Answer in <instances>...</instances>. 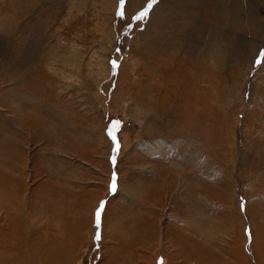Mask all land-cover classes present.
<instances>
[{
    "label": "rangeland",
    "instance_id": "374dc122",
    "mask_svg": "<svg viewBox=\"0 0 264 264\" xmlns=\"http://www.w3.org/2000/svg\"><path fill=\"white\" fill-rule=\"evenodd\" d=\"M169 2L150 29L191 30L196 122L149 91V0H0V264H264V0Z\"/></svg>",
    "mask_w": 264,
    "mask_h": 264
},
{
    "label": "bare ground",
    "instance_id": "6f19581e",
    "mask_svg": "<svg viewBox=\"0 0 264 264\" xmlns=\"http://www.w3.org/2000/svg\"><path fill=\"white\" fill-rule=\"evenodd\" d=\"M180 2H181V5H182L181 6V11L184 13V15L189 16L190 15V7H192V4H194L193 0H180ZM91 3H92V1H91ZM169 3L170 2L168 0V3L159 4L154 9L153 13L156 14V13L167 12V11L171 12V8L169 6ZM83 5H84V2H83ZM131 7L126 8V12H125L126 17L133 16L136 13V11H137V10H134L133 7H132L133 10H132ZM80 8H81V6H80ZM150 14H152V13H150ZM150 14H148L147 17H145V19L143 20L145 23L149 24V28H147L145 26H142L144 32L139 34L136 37V39H134V41L137 44V47L140 46V42H141V43H143L145 48H148V50L150 52V55H153V57H152L153 58V60H152L153 61V66L156 68V71H154L153 73L155 75L158 74V76H160V79H158V80L163 84L164 87L170 88L172 90L171 91L163 90V91L158 92L157 89H156V85H155L157 82L153 79V80L149 81L150 82L149 91L153 94V96L155 98L156 97L160 98L163 95H165V97H167V98H169L170 96L175 97L177 99V102H178V104L176 105V107H177L176 111H177V113H180V117L183 116L185 113L190 112V113H192V115L190 116V119L193 120V122L194 121L196 122L197 121V113H196V109H195V104L198 102V99H197L198 86L196 84H199L198 83L199 77H198V79H196L193 75L189 74L190 73L189 66L186 64V62L189 61V59H186L187 57L185 56L186 51L188 49H190L191 46H192L191 41L188 42V40L190 38V34L189 33H191V30H189L188 27L183 26V28H178L177 29V33H178L179 36H176L174 38L170 37L167 40H159L155 36H153V34H152L153 31H152V29H150L152 26H155L157 24L156 22H158V21H157V19L155 20V18L152 15H150ZM70 20L71 19L69 18L68 21H70ZM261 26H262V23H261ZM137 28H139V26ZM170 34H173V31ZM143 36L145 38H143L141 40V38ZM149 38H151V40H153V41L149 40ZM218 41H219V38L215 39V37H213L211 45H213V46L215 45V48L213 50H211V51H215L216 50L217 53H221V55H219V56H220V60L223 61L228 56V44H225V43L224 44H222V43L221 44H217ZM121 45L124 46L125 48L129 47V49L131 51L133 50V47H132L133 45L130 44L129 40H125V39L122 40V44ZM109 50H111V48H109L106 51H109ZM111 52L113 53L114 49H112ZM188 54H190V53H188ZM207 59L211 60L209 56H208ZM48 60L50 61V59H48ZM64 60H66V59H64ZM54 61L55 60H53V62ZM57 61H58V58H57ZM66 63H67L66 61H64L62 63V68L63 69H66L65 68V64ZM68 64L69 65L71 64V66L74 67V68H78V61L77 60H72L71 61V59H70V63H68ZM242 64H245V63H242ZM46 65H47V68H48L47 71H49V72H51L53 74L57 73V71L55 69V67H56L55 64L47 63ZM174 67H177V68L174 70ZM185 71L189 72L188 73L190 75V79L189 80H185V76H184ZM208 71H211V70H208ZM62 72L63 71H61V73ZM173 72H174V76L172 78H170V76H171V74ZM142 77L143 76H141V78ZM46 78H47V81L45 79H42L43 80V84L46 81L47 83L45 85L49 84V87L52 86L51 84L55 85L54 81L52 79H50L49 77H46ZM201 80H202V78H201ZM35 82H36V80H35ZM205 82L209 83V81H207V80H205ZM39 83H41V80L39 81ZM134 84H136V83H134ZM61 85H62V87H65V88L70 86V79L66 78L64 80V82L62 81ZM209 86H211V85H209ZM178 90H180V94L178 96H176V92H178ZM208 90H210V89L208 88ZM204 91H206V90H204ZM190 104H191L192 108H190V106H189ZM185 106H187V107H185ZM186 120H189L188 117H187ZM15 203H16V201H15ZM13 206H15V205H13ZM15 207H16V212L18 211L17 212V216L20 217V214L23 213L22 208H20L18 204ZM18 213H20V214H18Z\"/></svg>",
    "mask_w": 264,
    "mask_h": 264
},
{
    "label": "snow or ice",
    "instance_id": "6c2138e0",
    "mask_svg": "<svg viewBox=\"0 0 264 264\" xmlns=\"http://www.w3.org/2000/svg\"><path fill=\"white\" fill-rule=\"evenodd\" d=\"M156 3V0H149V3L147 5V8L141 12L137 17L136 19L137 20H142L144 19L145 17H147L148 15V10L151 9L153 7V5ZM121 15H123V13L121 12ZM115 125L113 126V128L115 129ZM112 139L113 141H116V137L115 135H112ZM115 151L118 152L119 150V145L118 143L116 144V148L114 149ZM113 163H115V157H113ZM116 188H117V183H116V176L115 174H113V178H112V183L110 185V191L112 192H115L116 191ZM104 208H105V202H101L98 209H97V212H96V224H97V227H99V224H100V219H101V214L102 212L104 211ZM97 239H99V234H97L96 236Z\"/></svg>",
    "mask_w": 264,
    "mask_h": 264
}]
</instances>
